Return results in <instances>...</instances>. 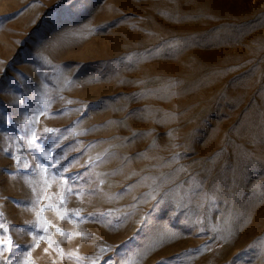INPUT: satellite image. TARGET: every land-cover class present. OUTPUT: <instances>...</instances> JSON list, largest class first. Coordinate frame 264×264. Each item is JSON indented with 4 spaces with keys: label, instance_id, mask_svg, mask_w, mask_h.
<instances>
[{
    "label": "rangeland",
    "instance_id": "1",
    "mask_svg": "<svg viewBox=\"0 0 264 264\" xmlns=\"http://www.w3.org/2000/svg\"><path fill=\"white\" fill-rule=\"evenodd\" d=\"M0 249L264 264V0H0Z\"/></svg>",
    "mask_w": 264,
    "mask_h": 264
},
{
    "label": "snow or ice",
    "instance_id": "2",
    "mask_svg": "<svg viewBox=\"0 0 264 264\" xmlns=\"http://www.w3.org/2000/svg\"><path fill=\"white\" fill-rule=\"evenodd\" d=\"M46 131H51V130L48 129V130H46ZM58 231H59V229H58ZM7 243H8V250H10V249H11V239H10V237L8 238ZM102 251H103V249H102ZM2 252H3V250L0 249V255H2Z\"/></svg>",
    "mask_w": 264,
    "mask_h": 264
}]
</instances>
